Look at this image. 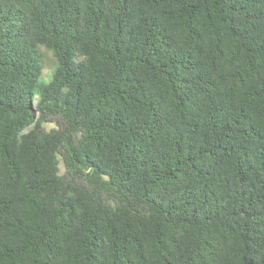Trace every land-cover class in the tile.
I'll return each instance as SVG.
<instances>
[{
  "label": "trees",
  "instance_id": "1",
  "mask_svg": "<svg viewBox=\"0 0 264 264\" xmlns=\"http://www.w3.org/2000/svg\"><path fill=\"white\" fill-rule=\"evenodd\" d=\"M0 264H264V0H0Z\"/></svg>",
  "mask_w": 264,
  "mask_h": 264
},
{
  "label": "rangeland",
  "instance_id": "2",
  "mask_svg": "<svg viewBox=\"0 0 264 264\" xmlns=\"http://www.w3.org/2000/svg\"><path fill=\"white\" fill-rule=\"evenodd\" d=\"M42 60H43V69H42V76L47 79L51 72L52 67L54 64V58L50 51L41 48Z\"/></svg>",
  "mask_w": 264,
  "mask_h": 264
}]
</instances>
